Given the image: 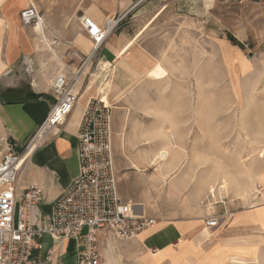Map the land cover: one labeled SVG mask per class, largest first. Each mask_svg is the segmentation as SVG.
Wrapping results in <instances>:
<instances>
[{
	"label": "rangeland",
	"instance_id": "374dc122",
	"mask_svg": "<svg viewBox=\"0 0 264 264\" xmlns=\"http://www.w3.org/2000/svg\"><path fill=\"white\" fill-rule=\"evenodd\" d=\"M165 4L139 43L163 65L157 62L146 71L150 82L131 83L117 98L105 99L113 114L118 187L123 199H133L137 211L156 218L157 225L177 220L206 224L215 215L225 223L233 211L225 202L235 210L256 204L257 181L263 180L256 173L264 161V143L251 129L257 128L264 106V91L258 90L264 79V0ZM225 42L235 49L226 50ZM227 51L233 61L225 59ZM247 58L255 67L242 76L252 69ZM246 62L250 69H243ZM166 134L179 145L181 164L164 178L155 152L166 143ZM243 192H249L248 205H241L248 199Z\"/></svg>",
	"mask_w": 264,
	"mask_h": 264
},
{
	"label": "crops",
	"instance_id": "0c3cea01",
	"mask_svg": "<svg viewBox=\"0 0 264 264\" xmlns=\"http://www.w3.org/2000/svg\"><path fill=\"white\" fill-rule=\"evenodd\" d=\"M166 2L0 0V160L6 141L13 142L16 151L22 152L24 144L47 117L56 103L51 89L56 78L75 72L82 60L91 57L78 105L49 142L31 156L21 174L19 201L29 187L43 190L42 201L30 213L32 223L51 213L55 200L80 173L78 130L88 102L111 100L124 89L132 88L131 83L149 81L146 71L161 62L155 61L139 43L166 10ZM31 5L42 16V31L40 27L22 23L21 13ZM123 15L126 17L99 46L82 26L83 17L104 27L107 19ZM224 48L235 49L229 42H225ZM51 49L56 50L58 59L52 56ZM261 59L264 63V54ZM247 60L252 69L242 76L255 67V63ZM261 83L258 90L264 91V79ZM259 109L257 128L251 131L264 143V106ZM256 174L263 180L257 181L261 190L257 194L258 202L250 206L254 208L235 210L234 204L227 206L225 202L226 209L233 211L227 212L226 222L221 223V219L215 229L207 228L203 222L177 220L161 223L131 240L100 232L104 261L106 264H232L233 258H237L239 262L235 264H264V161ZM243 193L248 198L249 192ZM120 196L124 202L137 204L133 199H123L121 192ZM248 203L249 198L241 205ZM40 242L44 250L34 254L33 264H77L79 239L60 241L45 236Z\"/></svg>",
	"mask_w": 264,
	"mask_h": 264
},
{
	"label": "built area",
	"instance_id": "2783aa9c",
	"mask_svg": "<svg viewBox=\"0 0 264 264\" xmlns=\"http://www.w3.org/2000/svg\"><path fill=\"white\" fill-rule=\"evenodd\" d=\"M125 17L109 18L104 27L83 17L82 26L99 46ZM21 20L24 26L37 27L42 16L31 5L21 13ZM90 60L91 57L85 58L75 72L61 74L53 82L56 103L22 152L16 151L13 142L6 141L0 160V264H33L34 254L44 250L40 241L45 236L60 241L79 239L77 264H106L99 244L100 232L131 240L158 224L156 218L140 214L137 206L123 202L120 196L113 150V114L102 99L90 100L84 110L78 130L80 173L55 200L51 213L31 222L32 208L43 197V190L37 186L26 189L19 201L21 174L31 156L49 142L78 105ZM221 219L216 215L207 218V228H217Z\"/></svg>",
	"mask_w": 264,
	"mask_h": 264
},
{
	"label": "bare ground",
	"instance_id": "6f19581e",
	"mask_svg": "<svg viewBox=\"0 0 264 264\" xmlns=\"http://www.w3.org/2000/svg\"><path fill=\"white\" fill-rule=\"evenodd\" d=\"M40 24L37 26V29H39V27H40V30L42 31V26H40ZM238 54H240V53H238ZM224 56H225V59L227 61H233L234 57L231 56L230 54L225 52ZM242 65H243V69H250L251 68V64L249 62L243 63ZM101 98H103V97H101ZM103 101L108 106H110L108 104V102L105 100V98H103ZM165 137H167L166 143L162 144V147L155 152V157H156V162H157L159 174L162 177H164V178H166V176L174 175L176 173V171L180 168V164H181L180 160H179V156H178L179 155L178 151H179V148H180L179 145L177 144V142H175L173 140L172 136H168V134H166ZM29 156H30V153H28L25 158L27 159ZM261 156L263 157V155H261ZM184 176H185V174H184ZM223 178L225 179V180H223V182L225 184L226 183L228 184V180H226L225 176ZM214 188L212 187V189L209 190L212 194H213V192L216 191V189H214ZM223 188H224L223 186L219 188V191L221 192V194H222V190L221 189H223ZM262 194H263V192H262ZM263 196H264V194H263ZM238 260L239 259H237V258H233L232 264L238 263L239 262Z\"/></svg>",
	"mask_w": 264,
	"mask_h": 264
},
{
	"label": "trees",
	"instance_id": "16d2710c",
	"mask_svg": "<svg viewBox=\"0 0 264 264\" xmlns=\"http://www.w3.org/2000/svg\"><path fill=\"white\" fill-rule=\"evenodd\" d=\"M229 40H231L233 43H235V40L231 36H229ZM235 45H237V44H235Z\"/></svg>",
	"mask_w": 264,
	"mask_h": 264
}]
</instances>
